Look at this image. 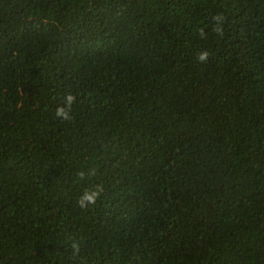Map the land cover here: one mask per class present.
Listing matches in <instances>:
<instances>
[{
    "label": "trees",
    "instance_id": "1",
    "mask_svg": "<svg viewBox=\"0 0 264 264\" xmlns=\"http://www.w3.org/2000/svg\"><path fill=\"white\" fill-rule=\"evenodd\" d=\"M0 264H264V0H0Z\"/></svg>",
    "mask_w": 264,
    "mask_h": 264
},
{
    "label": "clouds",
    "instance_id": "2",
    "mask_svg": "<svg viewBox=\"0 0 264 264\" xmlns=\"http://www.w3.org/2000/svg\"><path fill=\"white\" fill-rule=\"evenodd\" d=\"M214 19H216L217 21H220V20H222V17L218 15V16L214 17ZM217 31L219 32L220 30L218 29ZM201 34L203 35V33H201ZM220 34H222V32H220ZM209 57H210L209 51L204 50V51L199 53L197 60L200 63H206L209 60ZM73 100H74V97L72 95H69L67 97V102H68L69 107L71 106V103L73 102ZM56 115L58 118H62L64 120L70 119L69 112L66 110L65 107L57 108ZM79 175H80L81 179L84 176L83 173H80ZM102 191H103V187L99 186L95 190H92L90 192H85L83 197L78 202L79 206L81 208H84V207H86V204H94L96 202V199L99 197V195ZM76 247H77V245L74 244L73 248H76Z\"/></svg>",
    "mask_w": 264,
    "mask_h": 264
}]
</instances>
